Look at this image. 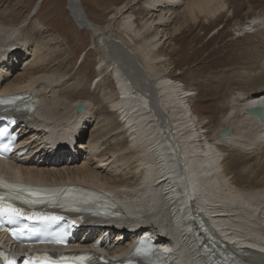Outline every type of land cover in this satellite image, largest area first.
<instances>
[{"label": "bare ground", "instance_id": "bare-ground-1", "mask_svg": "<svg viewBox=\"0 0 264 264\" xmlns=\"http://www.w3.org/2000/svg\"><path fill=\"white\" fill-rule=\"evenodd\" d=\"M66 2L76 27L96 37L93 46L99 55L98 78L104 74L115 82V89L106 91L98 84L99 79L89 84L90 90L94 85L101 102L102 107L97 108L92 98L80 96V80L69 83L66 75L70 68L54 64L60 52L51 51L44 43L32 46L21 29L0 23V95L13 96L32 89L34 113H38L16 129L17 151L25 155L17 152L9 162L0 161V173L35 184H83L119 205L126 219L115 223L116 230L108 227L112 224H85L78 228L71 248L90 249L101 240L107 256H122L129 253L137 237L153 230V240L174 248L169 255L172 264H201L193 261L196 252L186 237L187 222L197 216L213 230L215 241L226 240L231 234L240 238L225 248L234 253L244 250L242 262L251 258V264H264V121L246 113L264 106V70L256 69L249 72L250 76L229 75L232 86L244 82L258 87L249 92L237 88L234 96L229 95L226 113L209 136L191 110L193 89L187 85L184 91L174 83L169 60L158 54L178 33L179 28L164 30L178 15L181 25L186 20H216L227 12L226 0H129L113 9L106 26L90 22L80 1ZM255 2L264 4V0ZM140 3L142 18L137 25L132 10ZM182 3L183 11L176 12ZM114 24L118 38L111 36ZM238 27L242 29L235 32H250L264 28V20ZM21 56L26 58L22 70L10 76L23 60ZM74 56L67 59L71 61ZM79 104L84 107L81 113L76 112ZM91 121L92 126L99 127L84 145L81 139ZM223 130L230 132L227 137L219 136ZM69 140L79 141V148ZM228 152L230 157H226ZM253 154L257 163L244 168L237 179L227 171V166L243 164ZM140 219L149 228L134 230L132 222ZM107 239L113 240L108 249ZM0 245L6 243L0 241Z\"/></svg>", "mask_w": 264, "mask_h": 264}, {"label": "rangeland", "instance_id": "rangeland-1", "mask_svg": "<svg viewBox=\"0 0 264 264\" xmlns=\"http://www.w3.org/2000/svg\"><path fill=\"white\" fill-rule=\"evenodd\" d=\"M78 1L81 2L85 17L90 22L106 26L108 24L107 18L113 9L129 0ZM255 1L258 0H226L227 12L218 16L216 20H207L208 22L205 23L204 19L200 18L196 23L186 20V23L181 25L180 14L169 27L164 28L168 32H172L174 28L179 29L178 33H175L162 45L158 54L169 60L172 81L181 85L184 91H187L184 88L187 85L191 86L188 87L189 89H193L190 92L193 93L192 98H190L191 110L203 123V130L207 131L209 136H211L209 131L211 132L216 128L218 119L226 113L225 106L228 101L227 98H230L229 95L232 97L239 90L249 92L250 89L258 87L247 85L248 83L244 82L232 86L229 75L231 77L234 73H236L234 75L243 73L242 76H250V73L256 69L260 72L264 70L262 68L264 62V28H255L250 32L238 30L244 32L242 34L235 32L236 29H242L238 27L241 24L264 20V4H258ZM67 4L66 0H0V23L21 29L23 31L22 36L27 37L26 40H30L32 46L37 43L43 46L44 43L51 51L53 49L60 52L62 55L54 64H63V69L70 68V72L66 75L67 79H71L69 83L73 85L80 80L83 83V87L77 90L82 94L80 96L92 98L96 101L97 108H100L102 105L101 102L99 103L97 91H93L94 85L90 90L89 84H94L95 81L97 83L99 79L98 84L102 85L106 91H113L115 82L107 80L104 74L98 78L99 55L93 46L96 37L92 33L76 27ZM183 5L182 3L177 6L175 11L182 12ZM141 7L140 3L136 6V10H132L137 25L141 23L142 17L139 10ZM177 20H179L178 23ZM179 25L180 27H178ZM135 28L139 29V27ZM35 29L39 33H43L45 38L39 36ZM110 29L112 30L111 36L118 38L115 33L116 24L112 25ZM73 54L75 55L74 59L69 61L67 57L73 56ZM25 59L23 57L22 61H18L10 76L19 74ZM263 76L262 80H264ZM98 127L99 125L92 126V121L86 125L81 139L82 143L84 141V145L88 143L89 139L94 138L93 132ZM108 138H105L106 143L110 139ZM77 142L74 143L76 147L80 143ZM99 143L104 144V140H99ZM103 148L104 146L101 149ZM228 154L229 152L226 153V157ZM95 156H99V153H96ZM256 160L257 156L253 154V157L243 164H235L233 167L225 165V167L227 166V171L237 179V174L239 175L244 168H251L257 163L258 160ZM111 234L110 232L109 235ZM93 240L94 238L91 239V241ZM112 241V239H108V243Z\"/></svg>", "mask_w": 264, "mask_h": 264}, {"label": "snow or ice", "instance_id": "snow-or-ice-1", "mask_svg": "<svg viewBox=\"0 0 264 264\" xmlns=\"http://www.w3.org/2000/svg\"><path fill=\"white\" fill-rule=\"evenodd\" d=\"M6 103H11V100H0V105L6 104ZM9 146L4 145L3 149H7ZM7 187L10 189V192L8 194V200H20L21 202L25 204H35L39 203L40 201L37 199H25L24 193L27 192L29 197L36 196L40 193L41 190H32V189H27L22 185H5L2 181H0V188ZM50 195H55V193H51ZM86 202V201H85ZM7 216L8 222L9 223H15L17 219H36L40 220L41 222H54L55 220L59 219L58 217L55 216H47V215H41V216H28L26 215L23 211H21L19 208L14 207L10 202H6L5 196L0 194V218ZM2 230V229H0ZM13 237H18L22 236L24 234V229L23 228H11L8 229ZM55 243H60V240L53 241ZM140 249H137V252H139ZM151 250L149 249V252ZM147 254V253H145ZM62 260H66L67 258H61ZM77 259L83 261L85 257H78ZM11 264V262H9ZM43 264H60V261L51 259L49 257H45ZM150 264H154V262H150Z\"/></svg>", "mask_w": 264, "mask_h": 264}, {"label": "water", "instance_id": "water-1", "mask_svg": "<svg viewBox=\"0 0 264 264\" xmlns=\"http://www.w3.org/2000/svg\"><path fill=\"white\" fill-rule=\"evenodd\" d=\"M83 111H84V107L79 104L76 107V112L81 113ZM246 113L249 116L258 118L260 121H264V107L256 106V107H253L252 109L247 110ZM229 133H230L229 131L223 130L219 133V136L220 137H227L229 135Z\"/></svg>", "mask_w": 264, "mask_h": 264}]
</instances>
